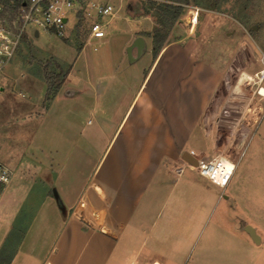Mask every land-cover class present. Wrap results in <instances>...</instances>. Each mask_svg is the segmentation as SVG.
Masks as SVG:
<instances>
[{"label": "crops", "instance_id": "1", "mask_svg": "<svg viewBox=\"0 0 264 264\" xmlns=\"http://www.w3.org/2000/svg\"><path fill=\"white\" fill-rule=\"evenodd\" d=\"M118 22L116 31L129 32L120 52V62L129 66L122 71L129 74L127 69L136 66L140 74L115 81L114 68L107 75L111 80L94 88L85 106L77 97L83 87L69 82L68 73L55 95L70 106L66 127L55 115L57 126L40 132L42 143L30 132L28 146L20 148V135L13 131L10 151L0 150L10 175L0 192V250L5 249L7 264H182L190 258L194 234L222 199L226 206L213 230L225 228L228 240L202 242L194 264H264L263 234L240 221L233 187L222 194L256 119L248 107L230 114L244 126L224 130L221 124L223 97L232 88L223 79L224 67L242 23L205 14L206 30L198 38L176 35L154 56L149 34H137L128 25L131 19ZM139 37L142 46L136 45ZM79 111L93 118L85 130L77 128ZM39 115H16L11 121ZM223 148L236 153L235 161L228 159L234 169L225 187L181 157L189 151L209 160ZM217 171L214 180L224 183L227 168ZM77 208L83 217L75 214Z\"/></svg>", "mask_w": 264, "mask_h": 264}, {"label": "rangeland", "instance_id": "2", "mask_svg": "<svg viewBox=\"0 0 264 264\" xmlns=\"http://www.w3.org/2000/svg\"><path fill=\"white\" fill-rule=\"evenodd\" d=\"M190 4L200 8L196 24L190 29L185 18L187 8L184 7L183 13L169 33V40L176 38V35L186 37V39L198 38L201 32L204 33L206 30L203 17L208 13L212 17L224 19L232 17L242 23L238 31L241 35L235 37L231 57L228 58L224 67L223 79L227 80L232 88H227V94L223 97L221 124L224 130L236 124L242 127L245 123L234 121L230 114L240 115L248 107L252 108L256 119L252 122V130L243 141L237 156V170L222 194H230L231 187L235 189L233 196L236 199L240 221L245 219L248 223H252L264 237V0H191ZM202 6L209 7V10L203 9ZM122 15L131 19L128 25L133 29L136 28L137 34H149L152 31L150 28L158 24L154 7L151 4L128 5L121 13ZM118 23L115 27H118ZM127 33L129 32L120 29L111 32L101 42L86 43L84 28L79 26L77 30L68 32L67 40L53 32L45 31H40L38 37L22 40L10 62L0 71V150L10 151L11 132L13 131L20 135V148L28 146V143L24 141H29L26 137L30 132L35 133L36 141L42 143L40 132L44 129L54 130L55 125L57 126L55 115H58L60 119L58 122L64 125L63 129L66 127L69 120L66 116L67 109L70 108L68 104L55 96L49 106H44L46 84L40 72L50 56L62 61L65 67L70 65L67 80L83 87L77 97L84 104L91 101L94 88H99L111 80L107 75L114 74V68H116L115 75L117 76L114 78L115 81L127 82L131 80V76L140 74L134 70V68L137 69L136 66L127 69L131 70L132 74H125L122 71L129 66L127 61L122 63L120 54ZM78 44L82 46L79 52L76 47ZM148 46H150L149 38H145L143 48ZM214 49L215 47L212 48L213 51ZM235 86H239L240 89L235 90ZM233 91L235 94L229 99ZM80 106L77 105V107ZM75 107L73 105L74 109ZM28 113H40V115L38 118H27L23 123H12L14 116ZM75 119L78 121L77 128L80 130L87 128V120H93L86 111L77 112ZM59 128L60 126L56 129ZM221 140L224 141L225 138L222 137ZM235 155L236 153L223 148L207 158L219 160L216 163L218 166L221 165V169L219 167L217 175L227 168V178L234 169V164L230 160L233 161ZM197 158L201 159V157ZM236 182L238 185L234 184ZM38 187L39 185H35L34 190ZM225 206V199L214 206L206 222L194 234V246L190 252V258L182 264H194L193 258L202 242L228 240L229 236L227 232H224L225 228H223L224 231L213 230L215 219ZM17 226H19L18 222ZM262 244H264V239Z\"/></svg>", "mask_w": 264, "mask_h": 264}, {"label": "built area", "instance_id": "3", "mask_svg": "<svg viewBox=\"0 0 264 264\" xmlns=\"http://www.w3.org/2000/svg\"><path fill=\"white\" fill-rule=\"evenodd\" d=\"M143 3L178 4L187 8L185 18L190 29L196 24L200 11L199 7L190 3H176L172 0H0V71L10 62L21 41L38 37L40 31L53 32L64 38L76 26H82L86 43L101 42L116 31L115 24L125 18L121 13L128 5ZM197 160V166L188 163L187 166L225 187L232 172L224 183H219L212 177L219 160ZM9 177V170L0 162V182L7 183Z\"/></svg>", "mask_w": 264, "mask_h": 264}, {"label": "trees", "instance_id": "4", "mask_svg": "<svg viewBox=\"0 0 264 264\" xmlns=\"http://www.w3.org/2000/svg\"><path fill=\"white\" fill-rule=\"evenodd\" d=\"M176 3L188 4L191 0H172ZM154 7V14L158 20V25H156L152 31L149 33L151 37L152 53L154 56L162 49L168 40L169 33L173 28L175 22L183 13L184 8L178 4H158L152 5ZM79 26H76V30ZM67 40L66 37L63 38ZM77 51L82 49V46L78 44ZM70 70V65L65 67V64L50 56L45 63L44 68L41 70V76L46 84V91L44 97V105H48L50 100L56 95L62 83L64 82L66 76ZM3 183L0 182V192L2 190ZM57 197V196H56ZM13 252L10 249V260ZM5 249L0 250V264H7L8 262Z\"/></svg>", "mask_w": 264, "mask_h": 264}, {"label": "water", "instance_id": "5", "mask_svg": "<svg viewBox=\"0 0 264 264\" xmlns=\"http://www.w3.org/2000/svg\"><path fill=\"white\" fill-rule=\"evenodd\" d=\"M138 44H139V46H142V39L140 37L137 38V40H136V45H138ZM181 157L188 164H191L193 166H197L198 165V160L189 151H184L182 153ZM75 214L77 216H79V217H82V210H81V208H77L75 210ZM246 231L248 232V234L250 235V237L252 238V240L254 242H258V238L254 234L253 229L251 227L247 226Z\"/></svg>", "mask_w": 264, "mask_h": 264}, {"label": "bare ground", "instance_id": "6", "mask_svg": "<svg viewBox=\"0 0 264 264\" xmlns=\"http://www.w3.org/2000/svg\"><path fill=\"white\" fill-rule=\"evenodd\" d=\"M216 165V167H215V169H214V171L212 172V177L215 175V173H216V171H217V168H218V164L216 163L215 164ZM226 180V179H225ZM216 181V180H215ZM218 182V181H217ZM220 183V182H219Z\"/></svg>", "mask_w": 264, "mask_h": 264}]
</instances>
